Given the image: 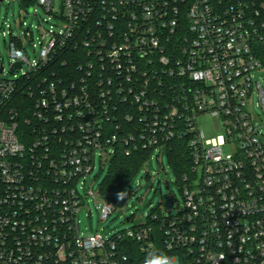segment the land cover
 I'll use <instances>...</instances> for the list:
<instances>
[{
  "label": "built area",
  "instance_id": "1",
  "mask_svg": "<svg viewBox=\"0 0 264 264\" xmlns=\"http://www.w3.org/2000/svg\"><path fill=\"white\" fill-rule=\"evenodd\" d=\"M36 1L56 23L13 35V76L0 72V264H264V124L251 108L256 95L264 122V0H62L60 15ZM214 117L223 130L208 136L199 121ZM176 139L189 159L175 174L183 205L165 201L175 214L81 230L89 201L101 220L117 209L90 180L97 158L103 170L149 151L145 166Z\"/></svg>",
  "mask_w": 264,
  "mask_h": 264
},
{
  "label": "rangeland",
  "instance_id": "2",
  "mask_svg": "<svg viewBox=\"0 0 264 264\" xmlns=\"http://www.w3.org/2000/svg\"><path fill=\"white\" fill-rule=\"evenodd\" d=\"M5 0L0 4V58L4 66V75L12 77L10 69L13 63L10 55L9 45L13 35H22L28 26H37L35 33L38 34V28L48 29L56 23V18L47 13L36 0ZM26 4L35 8V14H26L23 10ZM62 0H53V12L56 15L62 13ZM28 52L31 59L35 58L32 47L28 45ZM28 69L25 64L17 73L23 74ZM258 80L262 81L264 86V69L256 72ZM255 122L263 125L262 110L257 106V96L255 95L251 105ZM199 126L208 136L216 135L222 132V121L219 117L200 119ZM262 140L264 143V127ZM167 149L160 153V150L154 151L149 163L143 166L136 177L126 185L117 187L114 191L102 195L104 198H111L117 209L105 220H101V203L95 204L89 201L79 213L81 230L89 233L91 230L99 231L105 236L114 234L117 231L141 224L146 220L152 211H161L165 214H175L177 211H168L164 208L165 201L170 195H173L180 206L183 205V198L180 192V183L177 180L169 160ZM111 161V160H110ZM110 161L102 166L99 158L96 160V170L91 174L90 180L94 182V189L97 190L106 175L108 174ZM165 180L171 181L170 189L165 185ZM127 199V204L125 200ZM127 217H133V221H127Z\"/></svg>",
  "mask_w": 264,
  "mask_h": 264
},
{
  "label": "trees",
  "instance_id": "3",
  "mask_svg": "<svg viewBox=\"0 0 264 264\" xmlns=\"http://www.w3.org/2000/svg\"><path fill=\"white\" fill-rule=\"evenodd\" d=\"M0 58V66H1ZM150 152H137L130 157L118 153L109 164L108 174L100 185L102 195L108 194L117 187L131 183L143 166L145 158ZM171 167L180 176L188 167L189 148L185 139H176L173 148L168 150ZM112 200L111 198H107Z\"/></svg>",
  "mask_w": 264,
  "mask_h": 264
},
{
  "label": "clouds",
  "instance_id": "4",
  "mask_svg": "<svg viewBox=\"0 0 264 264\" xmlns=\"http://www.w3.org/2000/svg\"><path fill=\"white\" fill-rule=\"evenodd\" d=\"M166 257H158L146 262V264H166Z\"/></svg>",
  "mask_w": 264,
  "mask_h": 264
},
{
  "label": "water",
  "instance_id": "5",
  "mask_svg": "<svg viewBox=\"0 0 264 264\" xmlns=\"http://www.w3.org/2000/svg\"><path fill=\"white\" fill-rule=\"evenodd\" d=\"M0 1H2V0H0ZM31 10H32V9L29 8V9L27 10V12L30 13ZM20 66H21V63H16V64H15V67H16V68H19ZM12 69H14V68H12ZM2 71H3V65L0 66V72H2ZM168 186H169V184L166 185L167 188H168ZM166 203H167L169 206L173 207V201H172V200H168V201H166Z\"/></svg>",
  "mask_w": 264,
  "mask_h": 264
}]
</instances>
